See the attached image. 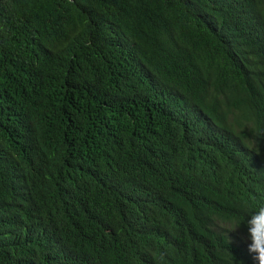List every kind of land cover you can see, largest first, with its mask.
Here are the masks:
<instances>
[{
    "label": "trees",
    "instance_id": "obj_1",
    "mask_svg": "<svg viewBox=\"0 0 264 264\" xmlns=\"http://www.w3.org/2000/svg\"><path fill=\"white\" fill-rule=\"evenodd\" d=\"M258 203L264 0H0V264H257Z\"/></svg>",
    "mask_w": 264,
    "mask_h": 264
},
{
    "label": "clouds",
    "instance_id": "obj_2",
    "mask_svg": "<svg viewBox=\"0 0 264 264\" xmlns=\"http://www.w3.org/2000/svg\"><path fill=\"white\" fill-rule=\"evenodd\" d=\"M250 148L258 151L255 142L250 145ZM245 216L249 217L246 221L249 240L251 241L248 250L254 254L253 258L257 264H264V203H258L254 207L249 208ZM242 220L235 221L229 231L237 230Z\"/></svg>",
    "mask_w": 264,
    "mask_h": 264
}]
</instances>
